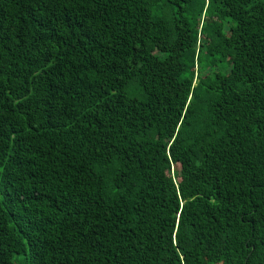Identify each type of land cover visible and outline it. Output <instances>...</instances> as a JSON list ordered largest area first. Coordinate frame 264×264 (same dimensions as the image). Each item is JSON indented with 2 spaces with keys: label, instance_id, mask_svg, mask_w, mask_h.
Here are the masks:
<instances>
[{
  "label": "trees",
  "instance_id": "16d2710c",
  "mask_svg": "<svg viewBox=\"0 0 264 264\" xmlns=\"http://www.w3.org/2000/svg\"><path fill=\"white\" fill-rule=\"evenodd\" d=\"M0 264H264V0H0Z\"/></svg>",
  "mask_w": 264,
  "mask_h": 264
}]
</instances>
